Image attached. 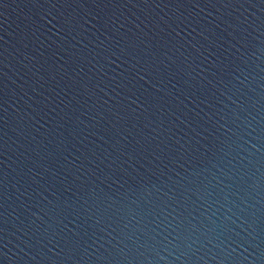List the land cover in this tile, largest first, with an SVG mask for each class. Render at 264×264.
<instances>
[{"label": "water", "instance_id": "95a60500", "mask_svg": "<svg viewBox=\"0 0 264 264\" xmlns=\"http://www.w3.org/2000/svg\"><path fill=\"white\" fill-rule=\"evenodd\" d=\"M0 264H264V0H0Z\"/></svg>", "mask_w": 264, "mask_h": 264}]
</instances>
